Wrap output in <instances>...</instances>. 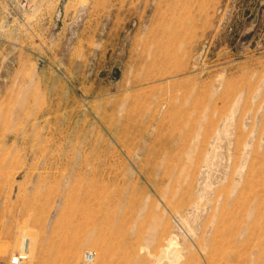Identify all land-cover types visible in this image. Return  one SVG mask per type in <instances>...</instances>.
Returning <instances> with one entry per match:
<instances>
[{
	"label": "rangeland",
	"instance_id": "rangeland-1",
	"mask_svg": "<svg viewBox=\"0 0 264 264\" xmlns=\"http://www.w3.org/2000/svg\"><path fill=\"white\" fill-rule=\"evenodd\" d=\"M0 264H264V0H0Z\"/></svg>",
	"mask_w": 264,
	"mask_h": 264
},
{
	"label": "built area",
	"instance_id": "built-area-1",
	"mask_svg": "<svg viewBox=\"0 0 264 264\" xmlns=\"http://www.w3.org/2000/svg\"><path fill=\"white\" fill-rule=\"evenodd\" d=\"M95 260V255L92 252H88L85 258L87 263H92Z\"/></svg>",
	"mask_w": 264,
	"mask_h": 264
},
{
	"label": "bare ground",
	"instance_id": "bare-ground-1",
	"mask_svg": "<svg viewBox=\"0 0 264 264\" xmlns=\"http://www.w3.org/2000/svg\"><path fill=\"white\" fill-rule=\"evenodd\" d=\"M88 252L85 253V255H87Z\"/></svg>",
	"mask_w": 264,
	"mask_h": 264
}]
</instances>
